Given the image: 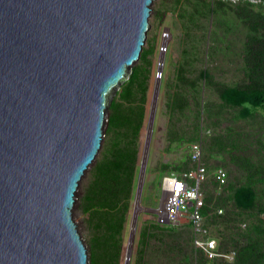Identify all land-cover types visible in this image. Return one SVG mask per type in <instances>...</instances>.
Listing matches in <instances>:
<instances>
[{"label": "water", "instance_id": "obj_1", "mask_svg": "<svg viewBox=\"0 0 264 264\" xmlns=\"http://www.w3.org/2000/svg\"><path fill=\"white\" fill-rule=\"evenodd\" d=\"M154 1L0 0V264H88L76 192Z\"/></svg>", "mask_w": 264, "mask_h": 264}, {"label": "rangeland", "instance_id": "obj_2", "mask_svg": "<svg viewBox=\"0 0 264 264\" xmlns=\"http://www.w3.org/2000/svg\"><path fill=\"white\" fill-rule=\"evenodd\" d=\"M237 3L224 0L220 7L208 12L201 0L153 2L145 43L133 65L146 75L147 88L130 207L117 262L108 258L97 264H124L129 244V264H237V251L246 242L261 239L260 250L264 249V182L254 173L264 166V110L246 103L255 111L242 116L238 107H225L216 86L206 84L200 76L205 71L214 82L227 86L243 79L241 51L246 28L234 13ZM253 8L264 12V1ZM144 49L148 53L143 59ZM121 86L113 97L125 104L117 95ZM178 95L179 103L170 105ZM108 114L109 111L107 120ZM106 128L107 122L100 152L111 139L112 133L106 134ZM182 136H192L201 143L202 162L208 170L205 196L210 203L222 205L224 215L211 214L205 222L219 250H235L233 262L205 258L194 248L188 224L176 227L165 221L162 177L192 166L181 147ZM233 155L244 167L234 162ZM219 165L227 169L228 185L218 196L212 175ZM91 166L80 181L73 207L74 221L88 249V264H93L90 239L95 230L84 197ZM249 173L252 183L248 188L254 201L248 208L243 207L239 194L247 186ZM242 222L246 223L243 227ZM144 230L147 236L142 238Z\"/></svg>", "mask_w": 264, "mask_h": 264}, {"label": "trees", "instance_id": "obj_3", "mask_svg": "<svg viewBox=\"0 0 264 264\" xmlns=\"http://www.w3.org/2000/svg\"><path fill=\"white\" fill-rule=\"evenodd\" d=\"M201 1L208 12L223 3L222 0ZM263 1L242 0L233 8L235 15L241 19L246 28L241 51L243 79L234 86H227L214 82L213 76L205 71L200 72L206 84L216 86L223 105L238 107L242 116L252 115L255 111V109L252 111L246 103L253 108L261 107L264 110V12L253 8L255 4H261ZM147 53L148 50L144 49L143 59L146 58ZM146 88V75L140 67L133 66L128 79L117 92L118 97L126 103L118 102L116 97H113L108 108L105 133H112L111 139L104 143L99 158L91 166L90 180L84 197L95 230L90 239L93 264H97L102 259L106 261L108 258L116 263L119 258L122 230L133 189L138 153L137 137L144 115ZM179 98V95L174 96L170 105L179 103ZM183 137L185 136L179 140L181 141ZM232 158L238 166L244 167L242 163H237L235 155ZM186 159L189 161L188 158ZM254 173L259 177V181L264 182V166L256 169ZM247 181V186L242 188L239 197L244 203L243 207L249 208L254 201L253 192L248 188L252 183L251 173ZM207 209L208 207H205L203 212L205 213ZM141 235L145 238L147 230ZM258 241L261 239L246 242L238 249L237 264H264V249L260 250L261 245Z\"/></svg>", "mask_w": 264, "mask_h": 264}, {"label": "built area", "instance_id": "obj_4", "mask_svg": "<svg viewBox=\"0 0 264 264\" xmlns=\"http://www.w3.org/2000/svg\"><path fill=\"white\" fill-rule=\"evenodd\" d=\"M230 1L239 2L242 0ZM251 1L259 2L260 0ZM181 147L192 166L181 173L171 172L162 177L165 221L167 225L176 227L188 224L192 231V244L205 258L209 260L222 258L233 262L235 250H219L217 239L210 234L209 227L205 222L207 216L211 214L222 215L223 207L206 200L204 184L208 181V170L202 162L201 143L190 136H185L181 140ZM212 182L216 188V195L224 193V189L228 185V172L224 166L215 167ZM205 207L208 209L204 213ZM240 225L243 227L246 223L242 222Z\"/></svg>", "mask_w": 264, "mask_h": 264}, {"label": "bare ground", "instance_id": "obj_5", "mask_svg": "<svg viewBox=\"0 0 264 264\" xmlns=\"http://www.w3.org/2000/svg\"><path fill=\"white\" fill-rule=\"evenodd\" d=\"M132 242V240H131V237H130V243ZM129 249H131V246H130V244H129V246H128V248H127V252H128V250ZM127 252H126V254H127ZM126 257V256H125ZM125 264V263H124Z\"/></svg>", "mask_w": 264, "mask_h": 264}]
</instances>
